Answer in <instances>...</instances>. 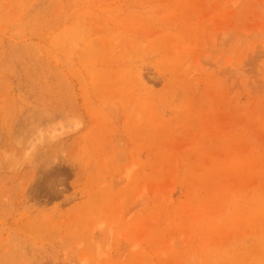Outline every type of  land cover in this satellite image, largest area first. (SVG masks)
<instances>
[{"label": "rangeland", "instance_id": "rangeland-1", "mask_svg": "<svg viewBox=\"0 0 264 264\" xmlns=\"http://www.w3.org/2000/svg\"><path fill=\"white\" fill-rule=\"evenodd\" d=\"M0 264H264V0H0Z\"/></svg>", "mask_w": 264, "mask_h": 264}]
</instances>
